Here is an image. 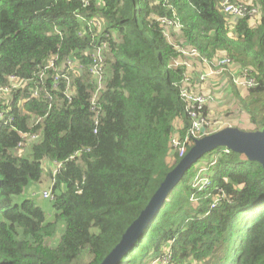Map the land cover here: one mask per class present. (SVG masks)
Segmentation results:
<instances>
[{
  "label": "trees",
  "instance_id": "16d2710c",
  "mask_svg": "<svg viewBox=\"0 0 264 264\" xmlns=\"http://www.w3.org/2000/svg\"><path fill=\"white\" fill-rule=\"evenodd\" d=\"M223 1L0 0V92L9 91L0 96V110L9 117L0 125V264H77L81 254L89 256L86 264H101L183 157L170 138L180 121V136L190 126L180 94L186 71L173 65L178 51L158 18L179 20L177 40L203 57L228 56L250 70L253 86L228 85L237 103L225 117L240 131H264L262 0L248 4L259 6L258 17L237 20L223 13ZM93 19L104 23L102 32L89 23ZM103 41L104 88L95 124L89 68ZM51 55L83 67L72 79L70 101L64 78L52 90L55 71L44 67ZM30 114L42 120L31 124ZM25 131H41L42 139L14 156ZM205 154L207 164L215 161L210 183L196 190L192 179ZM205 154L113 264H160L156 260L166 257L164 264H264L263 166L224 146ZM54 160L62 165L47 171L49 197L14 201L40 182L43 162ZM219 189L223 197L212 207Z\"/></svg>",
  "mask_w": 264,
  "mask_h": 264
},
{
  "label": "built area",
  "instance_id": "2783aa9c",
  "mask_svg": "<svg viewBox=\"0 0 264 264\" xmlns=\"http://www.w3.org/2000/svg\"><path fill=\"white\" fill-rule=\"evenodd\" d=\"M248 4H250V2H247L246 0H224L222 2V11L226 16L236 20L237 18L244 17L246 14L250 17H257L260 14L259 6H250ZM262 5L264 7V0H262ZM158 20L164 28V35L178 51V56L173 60V65L176 67H183L186 71L180 85V94L185 103V113L189 119L190 126L186 134L182 137L179 134V129L182 127V121H180L179 125L176 126L174 130V134L170 138V146L174 149H178L180 156H184L187 145H192L195 139L215 133L224 127L232 126L230 121L213 118L208 113L210 105L215 101V97L210 93L204 92L202 84L207 81L211 75L221 72L223 73L224 71H227L231 82L237 87L249 88L254 85V79L250 75V70L248 68L234 70L224 69L225 67L234 64L233 60L228 56H217L212 59H207L203 57L195 47L180 43V41L177 40L182 29V24L179 20L164 17L158 18ZM94 21L95 20H91L89 23L94 24ZM173 33H175L176 36H173ZM103 43L104 41L101 42V44H98L94 49V52H92L93 60L89 68L92 78L94 74L98 75V79L93 78L96 88L90 97V109L95 112V124L98 123L97 113L99 111L96 102L98 100L99 91L104 88L103 53L107 45H104ZM44 67L52 68L55 71L52 74V90H58L61 79H65L66 87L63 93L70 101L74 94L72 79L73 77H79L83 72V67L79 61L77 59H64L58 62L56 56L52 55L47 59ZM40 75L47 77L43 72H41ZM11 79H13V77ZM17 84L19 87L23 86V82L20 80H18ZM4 90L5 89H3V91ZM40 90L41 88L39 87L35 88L32 96L39 97ZM44 91L45 97L51 100V93L46 89ZM41 119L40 116H35L33 114H30L29 116L31 124L38 123ZM20 134L21 141L18 143L17 147L22 148L24 144L29 141V135L25 132H20ZM31 137H35V135H32ZM228 150L229 149L226 148V151ZM70 158H72V156ZM214 162L215 161H211L208 164L204 162V164L202 163L197 166V172L192 179L193 189L201 190L209 185V167ZM61 165L62 162L55 160L52 161L53 167L51 169H53V173H55ZM49 188L48 190L44 189L43 192V196L46 198L50 195ZM221 197H223V192L219 189L218 193H216V196L212 200L211 206H215ZM168 259L169 257H166L156 261H159L160 264H164Z\"/></svg>",
  "mask_w": 264,
  "mask_h": 264
},
{
  "label": "water",
  "instance_id": "95a60500",
  "mask_svg": "<svg viewBox=\"0 0 264 264\" xmlns=\"http://www.w3.org/2000/svg\"><path fill=\"white\" fill-rule=\"evenodd\" d=\"M224 146L231 151L244 154L248 159L259 162L264 168V131H240L228 126L215 133L195 139L192 146L180 161L169 171L155 190L147 205L132 221L120 241L103 259L101 264H113L136 241L149 219L161 207L170 190L178 183L182 174L205 153Z\"/></svg>",
  "mask_w": 264,
  "mask_h": 264
},
{
  "label": "rangeland",
  "instance_id": "374dc122",
  "mask_svg": "<svg viewBox=\"0 0 264 264\" xmlns=\"http://www.w3.org/2000/svg\"><path fill=\"white\" fill-rule=\"evenodd\" d=\"M246 1L249 2L250 0H246ZM94 24L98 27V28H96L97 32H102L104 30V28L102 26V23L100 21L95 20ZM103 44L107 45V42H104ZM104 47H106V46H104ZM236 67H237L236 64L235 65L233 64L231 66L225 67L224 69L234 70V69H236ZM93 78L94 79H98V75L94 74ZM223 79H224V77H223V74L221 72V73H218V74L211 75L207 79V81H205L202 84L203 91L207 92V93H210V94L214 95V97H215V101L210 105V110H209L208 113L213 118H218V119H225V112L227 111V109L229 107H233L234 108L236 103H237L236 100H234L235 101L234 103H227V101L224 100L223 101L224 102V106L223 107L219 106V96L217 95L216 90L218 89L219 86L220 87H224ZM11 81H14V79H12ZM8 92L9 91H7V90L1 91L0 92V96L4 97ZM240 120H241V123L243 125L247 124V118L245 116L241 117ZM235 124H236V122H234V125ZM23 147L25 149L26 146H23ZM19 152H21V148L14 150V152H12V154L14 156H18ZM203 157H204V160H202L201 162H198L197 165L198 164H202V162H206L207 161L205 158H208V156H206V154H205ZM203 157H201V158H203ZM43 168H44L45 174H43L40 182L38 184H29L27 186V188H26V193L23 194L22 196L14 197V201H19V200L23 199L22 198L23 196L30 195V194H33V195L35 194V196L37 197V200H39L40 202H41L40 198L45 199V198L42 197L44 189L49 188V186H50V184L52 182V179L48 176V174H47L48 169L46 168L45 165H43ZM46 217H48V216H46ZM62 228H63V224H59L58 229H57V233L54 235L55 238L58 237L59 232L62 230ZM88 261H89V256L86 255V254H81L79 256V258L76 260V263L77 264H86Z\"/></svg>",
  "mask_w": 264,
  "mask_h": 264
},
{
  "label": "clouds",
  "instance_id": "9594fccd",
  "mask_svg": "<svg viewBox=\"0 0 264 264\" xmlns=\"http://www.w3.org/2000/svg\"><path fill=\"white\" fill-rule=\"evenodd\" d=\"M250 2V4H251V0L249 1ZM260 15V14H259ZM258 15V16H259ZM257 16V17H258ZM93 20H98V19H93ZM98 21H100V20H98ZM101 23H102V21H100ZM102 26L104 27V23H102ZM52 56V55H51ZM53 56H55V55H53ZM234 62V61H233ZM234 65H235V62H234ZM237 66V65H236ZM240 68H246V67H240ZM240 68H237L236 67V69H240ZM42 72L45 74V75H47V73L44 71V70H42ZM223 77H224V79H223V83H224V88H225V90L227 91V93L228 94H230L231 96V98H232V102H233V97H232V94H231V92L228 90V85H234L232 82H231V80H230V76L227 74V71H224L223 73ZM250 74H252L251 72H250ZM253 75V74H252ZM254 79V78H253ZM29 83V82H28ZM235 86V85H234ZM237 87V86H236ZM238 88H240V89H248V88H241V87H238ZM8 94V93H7ZM38 98V97H37ZM25 101H27V100H25ZM227 103H231L230 102V100L228 99V101H227ZM219 106H222V102L221 101H219ZM6 113H8V110H6V109H4V110H0V125L2 124V123H6L8 120H9V117H7L6 116ZM29 115V114H28ZM42 118V117H41ZM225 119L227 120V121H230L231 123H232V126H234V122L233 121H231L228 117H225ZM42 120V119H41ZM228 127V126H227ZM225 128V127H224ZM25 133L26 134H28L29 135V141L27 142V143H25L24 144V146H28V145H30V147L32 146V144L33 143H38V142H40V140L42 139V134H41V131H36V132H32V131H25ZM21 135V134H20ZM19 135V137H20V140H21V136ZM32 135H35V137H31ZM25 147V148H26ZM226 148V147H225ZM17 149H20L19 147L17 148ZM22 152V153H21ZM21 152H19V155L18 156H20V155H22L24 152H25V149H24V147H22L21 148ZM62 162V161H61ZM207 162V161H206ZM43 165H45L46 166V168L48 169V171H50V170H52L51 168L53 167L52 166V162L51 163H48V162H43ZM199 165V164H198ZM213 165V164H212ZM218 193V192H217Z\"/></svg>",
  "mask_w": 264,
  "mask_h": 264
},
{
  "label": "crops",
  "instance_id": "0c3cea01",
  "mask_svg": "<svg viewBox=\"0 0 264 264\" xmlns=\"http://www.w3.org/2000/svg\"><path fill=\"white\" fill-rule=\"evenodd\" d=\"M217 95L219 96V101L222 102V107L224 106V100L228 101V99L230 100V102L232 103V98L230 97L231 95L227 93V91L225 90L224 87H218V89L216 90Z\"/></svg>",
  "mask_w": 264,
  "mask_h": 264
}]
</instances>
